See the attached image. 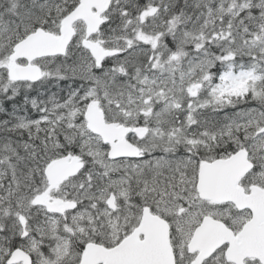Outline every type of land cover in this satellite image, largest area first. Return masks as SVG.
<instances>
[{
    "label": "snow or ice",
    "instance_id": "1",
    "mask_svg": "<svg viewBox=\"0 0 264 264\" xmlns=\"http://www.w3.org/2000/svg\"><path fill=\"white\" fill-rule=\"evenodd\" d=\"M0 264H264V0H0Z\"/></svg>",
    "mask_w": 264,
    "mask_h": 264
}]
</instances>
